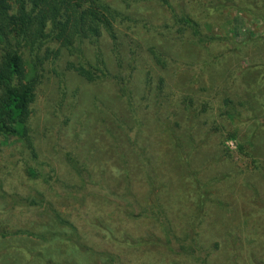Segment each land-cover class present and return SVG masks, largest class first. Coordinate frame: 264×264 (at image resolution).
Returning a JSON list of instances; mask_svg holds the SVG:
<instances>
[{
	"label": "rangeland",
	"instance_id": "obj_1",
	"mask_svg": "<svg viewBox=\"0 0 264 264\" xmlns=\"http://www.w3.org/2000/svg\"><path fill=\"white\" fill-rule=\"evenodd\" d=\"M107 1L127 17L119 30L122 52L130 57L129 43L140 46L141 70L126 92H134L133 100L119 98L120 88L108 80L72 75L63 91L55 76L44 79L29 125L40 158L14 140L2 145L0 138V202L3 191L26 194L34 188L78 224L96 216L115 224L116 205L103 193L120 196L131 185L133 196L145 204L153 177L160 190L156 198L176 233L196 225L194 233L204 247L217 250V261H229L235 250L245 264L254 261L252 252L264 260V130L255 140L253 164L229 138L233 119L220 117L226 109L234 111L225 100L237 103L238 94L250 120L240 140L253 118L264 121V94L257 85L262 82L264 89V0ZM188 16L198 29L179 22ZM104 39L110 56L111 42ZM151 47L162 65L150 57ZM147 71L154 89L164 78L172 105L154 92L145 97ZM31 167L42 172L35 178ZM56 183L64 191H52ZM71 183L84 185L83 207L77 206L81 197L69 194ZM21 211L12 212L15 219ZM155 223L141 219L136 228L158 227Z\"/></svg>",
	"mask_w": 264,
	"mask_h": 264
},
{
	"label": "trees",
	"instance_id": "obj_2",
	"mask_svg": "<svg viewBox=\"0 0 264 264\" xmlns=\"http://www.w3.org/2000/svg\"><path fill=\"white\" fill-rule=\"evenodd\" d=\"M126 18L107 0H0L2 145L14 140L22 147L26 146L36 160L40 158L29 137V125L36 92L49 76L59 80L63 91L72 75L88 82L108 80L120 88L119 98L127 102L133 100L134 92L131 89L126 92L133 84V74L139 70L140 46L129 43L130 57L122 52L119 30ZM179 22L198 29L197 22L190 16ZM105 37L112 45L110 56L104 51ZM148 52L156 66L164 63L155 47L149 48ZM151 74L152 71H147L145 97L154 92L157 98L160 96L172 105V96L166 92L164 78H159L154 89ZM257 85L258 92L264 94L262 82ZM237 97V103L230 97L225 100L226 105H234V111L226 109L220 117L224 121L226 116L233 119L236 127L229 138L236 141L239 153L257 164L254 145L264 130V121H259V116L256 121L253 118L241 141L240 133L250 120L241 109L245 105L244 97L242 99L238 94ZM189 100L185 99L193 105V99ZM202 107L203 113L207 114L208 105ZM188 111L189 107H185L184 114ZM176 113L178 115L179 112ZM31 168L30 174L35 178L36 173L40 175L42 172ZM125 174L124 181L128 184ZM150 179L152 193L145 204L133 196L131 185L120 196L113 190L102 192L116 205L115 224L108 223L102 216L91 217L88 222L78 224L47 193L34 188L26 194L9 195L3 191L0 202V264H245L237 250L229 261H217L214 256L217 250L204 247L194 233V224H189L188 230L176 233L166 208L156 198L160 190L153 177ZM97 186L100 188L99 184ZM56 189L64 191L57 183L51 190ZM69 191L70 195L75 193L81 197L77 199V206L83 207L84 185L71 183ZM202 206L203 203L199 205L200 212ZM18 209L23 211L15 219L12 212ZM30 213L35 216L32 220H29ZM81 215L80 218L83 217ZM145 218L156 222L158 227L136 228ZM252 255L255 259L251 264H264L255 252Z\"/></svg>",
	"mask_w": 264,
	"mask_h": 264
}]
</instances>
